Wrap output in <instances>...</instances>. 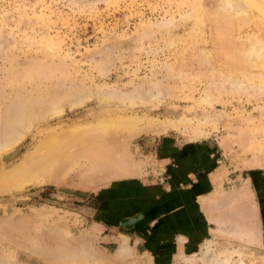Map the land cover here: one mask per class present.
I'll return each mask as SVG.
<instances>
[{
    "label": "rangeland",
    "instance_id": "obj_1",
    "mask_svg": "<svg viewBox=\"0 0 264 264\" xmlns=\"http://www.w3.org/2000/svg\"><path fill=\"white\" fill-rule=\"evenodd\" d=\"M226 3L0 0V264H264V16Z\"/></svg>",
    "mask_w": 264,
    "mask_h": 264
},
{
    "label": "bare ground",
    "instance_id": "obj_2",
    "mask_svg": "<svg viewBox=\"0 0 264 264\" xmlns=\"http://www.w3.org/2000/svg\"><path fill=\"white\" fill-rule=\"evenodd\" d=\"M227 6L229 8H236L238 11L240 10H251V9H254L255 11H257L260 15L264 16V3L260 2L259 0H227ZM236 10V11H237ZM253 38V37H252ZM255 38V37H254ZM249 41V40H248ZM258 44H259V41H258ZM252 48V47H251ZM250 48V49H251ZM260 50H264V46L261 45L259 47V45L255 48H253L252 52H251V55L253 57H259L261 54H260ZM260 58V57H259ZM263 59V57H262ZM110 124L109 125H106L104 127V131H113V130H117L121 127V129L124 128V130H128V128L130 127V123H129V120L127 118H118V119H111L109 120ZM107 124V123H106ZM81 127V126H79ZM99 128V127H98ZM102 128V127H101ZM133 128V127H132ZM135 128V127H134ZM131 130V129H130ZM104 135V134H103ZM84 136V135H83ZM68 137V136H67ZM86 137V136H85ZM56 137H50V141L46 143L45 147H46V150L50 151V152H53V153H57L58 152H62V150H64V146L63 145H60L58 144V142L56 141L55 139ZM72 138V137H71ZM83 138V137H82ZM90 138V137H89ZM102 138V137H101ZM75 139V138H74ZM100 139V138H99ZM79 140V139H78ZM82 140V139H81ZM71 142H73L71 140ZM70 142V143H71ZM66 143V142H65ZM64 143V144H65ZM69 143V142H67ZM77 145V143H75ZM85 145V144H84ZM110 146V145H109ZM65 147L67 148V146L65 145ZM86 147V146H85ZM48 148V149H47ZM65 148V149H66ZM39 153V152H38ZM113 153V152H112ZM44 155V153H42ZM35 155V154H34ZM46 155V153H45ZM44 155V156H45ZM73 156V155H72ZM62 158V157H61ZM13 173V172H12ZM36 173V172H35ZM27 174V173H26ZM30 175V174H29Z\"/></svg>",
    "mask_w": 264,
    "mask_h": 264
}]
</instances>
